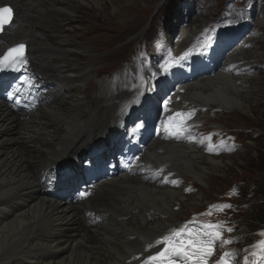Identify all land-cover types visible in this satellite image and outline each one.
Wrapping results in <instances>:
<instances>
[{
  "label": "bare ground",
  "instance_id": "1",
  "mask_svg": "<svg viewBox=\"0 0 264 264\" xmlns=\"http://www.w3.org/2000/svg\"><path fill=\"white\" fill-rule=\"evenodd\" d=\"M73 1L0 0V5L15 6L17 19L4 46L27 39L31 63L50 87L49 103L23 118L0 99V264H134L129 261L133 255L177 223L171 205L181 193L173 186L157 187L123 174L98 184L91 197L73 205L66 198L48 197L39 183L38 174L47 166L79 156L123 118L121 91L114 92L106 81L93 94L91 64L81 59L84 46L69 42ZM81 1L100 11L115 2ZM180 30L182 39L194 34L192 28ZM233 55L237 62L250 58L244 59L245 49ZM243 79L222 72L206 76L184 86L179 103L234 112L228 109L246 104L245 97L253 101ZM199 149L189 141L154 138L141 161L151 170L161 166L179 177L186 170L201 180L204 170L222 161ZM95 217L101 220L94 222Z\"/></svg>",
  "mask_w": 264,
  "mask_h": 264
},
{
  "label": "rangeland",
  "instance_id": "2",
  "mask_svg": "<svg viewBox=\"0 0 264 264\" xmlns=\"http://www.w3.org/2000/svg\"><path fill=\"white\" fill-rule=\"evenodd\" d=\"M114 1L113 4L107 2L106 7L101 11L93 6L84 5L81 0L73 1L75 18L71 21V31L67 36L69 42L80 43L84 46L85 55L81 59L91 64L90 78L97 83V89L98 84L104 81L113 84L121 81L117 76L110 78L105 74L113 72V75H116L127 65L125 62L133 52V46L138 45L139 40L150 39L153 26L162 20L159 13L169 2V0ZM211 1L213 3L207 5L201 19L206 20L211 15L217 14L225 0ZM247 9L251 11L252 6ZM258 9L252 20L256 27L255 36L245 48H241L247 50L248 56L244 59L250 57L242 61L243 66L248 63L255 71L253 75L244 72L242 80V84L254 93L251 95L253 101L245 97L247 103L228 109L230 111L235 109L230 113H227L228 111L221 113L216 108L203 107V114L197 120L198 128L195 132L197 147L204 149L201 152L202 155L215 154L214 150H209L218 144V139L214 135L234 137L233 140H237L239 145L237 144V149H234V146L231 148L224 146L228 149L219 155L222 163H218L219 165L213 169L204 170L201 180L186 170L181 171L182 180L178 187L181 197H178L171 205L172 211L177 214V221L178 218L183 220L192 211L201 210L208 202L230 199L234 201L240 197L237 194L240 192L249 197L248 194L254 191L256 181L264 176V164L259 163L263 161L259 155L260 145L256 141L247 139L248 134L253 137L260 133L264 134L260 129L264 127L262 124L264 119V12L261 13V8ZM190 27H194L192 20L187 28ZM122 88L128 92L127 96L131 94L126 88ZM112 89L113 91L118 90L116 86ZM253 95L255 96L252 97ZM218 113L221 114L220 117L215 116ZM201 142L205 145H199ZM221 143L225 144V141ZM242 177L246 178L245 182L241 181ZM243 183H248L250 186L242 188ZM233 185H235V192L229 191ZM187 188L190 189L185 194L182 189Z\"/></svg>",
  "mask_w": 264,
  "mask_h": 264
},
{
  "label": "snow or ice",
  "instance_id": "3",
  "mask_svg": "<svg viewBox=\"0 0 264 264\" xmlns=\"http://www.w3.org/2000/svg\"><path fill=\"white\" fill-rule=\"evenodd\" d=\"M13 17V10L10 7H0V29L4 25L11 22ZM208 44L205 42L203 47H207ZM24 49L23 44H19L14 48L9 49L3 56H0V67L5 65L16 66L18 64L24 63ZM191 51V50H189ZM189 53L185 52L183 59ZM173 61H168L165 65H162V69L167 72L172 67ZM177 117L181 119L184 118L185 114L177 113ZM209 150H212L211 148ZM176 183V181H172ZM223 207H231V205H223ZM206 227L209 231L203 233H192L188 232L187 239H175V237H180L187 229V226H181L179 229L172 230L170 236H166L162 241H157V243H165L163 251H158L155 256H151V260H160L161 264H176L174 257L179 256L183 264H208V258L213 255V245L216 240H222L223 244L233 243L230 239H223L221 224H207ZM231 232V228L226 229ZM264 235V232L261 233ZM206 237V238H205ZM254 248H258L259 252H254L253 255H260L264 257V240L258 241ZM235 256V253L225 252L220 256V259L216 261V264H231V259ZM247 264V262H246Z\"/></svg>",
  "mask_w": 264,
  "mask_h": 264
},
{
  "label": "trees",
  "instance_id": "4",
  "mask_svg": "<svg viewBox=\"0 0 264 264\" xmlns=\"http://www.w3.org/2000/svg\"><path fill=\"white\" fill-rule=\"evenodd\" d=\"M262 143L261 145L259 146V155L263 158V161L259 162L260 164H264V135L262 136ZM263 166V165H262ZM264 168V166H263ZM263 178V176H262ZM263 182V181H262ZM262 184V183H261ZM257 190H259L260 194L262 195V197L264 198V186L261 185V186H257L256 187ZM264 216V215H263ZM263 220H264V217H263Z\"/></svg>",
  "mask_w": 264,
  "mask_h": 264
}]
</instances>
